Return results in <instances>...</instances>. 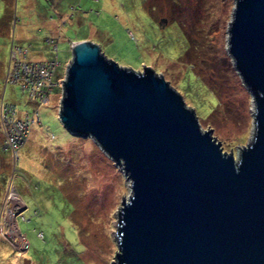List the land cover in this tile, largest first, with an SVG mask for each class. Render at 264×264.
Segmentation results:
<instances>
[{
    "label": "rangeland",
    "instance_id": "1",
    "mask_svg": "<svg viewBox=\"0 0 264 264\" xmlns=\"http://www.w3.org/2000/svg\"><path fill=\"white\" fill-rule=\"evenodd\" d=\"M233 5L234 0H0V98L18 109L14 118L28 119L13 162L0 117V206L4 197L3 205L13 203L10 177L21 199L11 210L0 207L6 213L0 264H110L114 258L117 210L130 179L91 135L70 132L58 117L61 80L76 39L96 41L120 64H147L161 72L194 107L200 126L210 127L222 148L238 156L252 136L254 102L227 50ZM11 42L22 46L11 54L26 49L25 58L57 61L47 102L30 97L11 78L12 63L6 71ZM8 212L25 235L24 249L6 226Z\"/></svg>",
    "mask_w": 264,
    "mask_h": 264
},
{
    "label": "water",
    "instance_id": "2",
    "mask_svg": "<svg viewBox=\"0 0 264 264\" xmlns=\"http://www.w3.org/2000/svg\"><path fill=\"white\" fill-rule=\"evenodd\" d=\"M227 50L254 102L237 157L161 72L72 41L58 117L130 179L110 264H264V0H234Z\"/></svg>",
    "mask_w": 264,
    "mask_h": 264
},
{
    "label": "built area",
    "instance_id": "3",
    "mask_svg": "<svg viewBox=\"0 0 264 264\" xmlns=\"http://www.w3.org/2000/svg\"><path fill=\"white\" fill-rule=\"evenodd\" d=\"M12 64H13L12 67L14 69L13 72L11 71L10 66L7 67L6 70L8 73L11 71L10 72L11 78L16 82H18L20 87L25 89L30 97L34 99H38L41 102L42 101L47 102L48 94L51 85L53 83L52 72L56 64V61L47 60V59H36L30 62H24V61L22 62L21 60L18 61L14 60ZM12 106L13 104L11 102L8 101L0 102V117L4 119L3 120L1 118V124L3 127L5 144H7V146H9V148L13 150L12 152L15 157L17 146L22 141V137H24L23 135L26 132L28 119L27 118L23 119L22 117L14 118L15 114L12 109ZM8 111H10V113ZM11 119H12L11 122L8 121ZM8 184H10V182ZM11 186H12L11 188L12 194H9V198H13V203H11L12 202L11 201L9 202L8 205H3L6 200V197H4L0 206V207L4 206V208H6V211L8 209L11 210L10 207L12 206L18 207L20 205L19 203V200H21L20 196L17 198L16 193L18 192L13 184H11ZM11 213L8 212L11 220L8 223V225L6 222V226L9 228V230H11V235L14 234V239L16 238L19 241L18 245L24 249L27 246L25 235L17 227L15 214L14 213L11 214ZM5 214L4 213L1 214L0 211V224L2 220L5 222L6 220Z\"/></svg>",
    "mask_w": 264,
    "mask_h": 264
},
{
    "label": "trees",
    "instance_id": "4",
    "mask_svg": "<svg viewBox=\"0 0 264 264\" xmlns=\"http://www.w3.org/2000/svg\"><path fill=\"white\" fill-rule=\"evenodd\" d=\"M82 38H87V37H82ZM17 46H19V47H22V46H20V45H16V44H14V43H10V47H11V49L9 50V55H8V61H7V67L8 66H10V64L9 63H13L14 62V60L15 61H18V60H21L22 62L24 61V62H30V61H32V59L31 58H25L24 57V55H25V53H26V49H25V52L24 53H22V54H19V53H15V52H13L12 54H11V52H12V49L13 48H16ZM55 47H56V44H55ZM47 60H53V59H47ZM56 61V60H55ZM57 62V61H56ZM4 82H6V81H4ZM16 83H18V82H16ZM186 85V84H185ZM184 85V86H185ZM3 101H7V100H4V99H1L0 98V102H3ZM11 102V101H10ZM12 109H13V111H14V113H16L17 112V110L18 109H15V107H14V104H13V106H12ZM38 115V114H37ZM26 134L27 133H25L23 136L24 137H22V141L25 139V137H26ZM3 145L4 146H6L8 149H9V146H7V144H5V137L3 136ZM19 144H21V143H19ZM18 144V145H19ZM18 148V147H17ZM18 157V154H17V150H16V156L13 158V162L16 160V158ZM11 183V184H13L14 186H15V184L11 181V177L7 180V183L6 184H8V183ZM16 187V186H15ZM17 219V218H16ZM18 225V224H17Z\"/></svg>",
    "mask_w": 264,
    "mask_h": 264
},
{
    "label": "clouds",
    "instance_id": "5",
    "mask_svg": "<svg viewBox=\"0 0 264 264\" xmlns=\"http://www.w3.org/2000/svg\"><path fill=\"white\" fill-rule=\"evenodd\" d=\"M16 223H17V219H16ZM17 227H18V225H17ZM19 228V227H18ZM20 230V229H19ZM21 231V230H20ZM22 232V231H21ZM23 233V232H22Z\"/></svg>",
    "mask_w": 264,
    "mask_h": 264
},
{
    "label": "bare ground",
    "instance_id": "6",
    "mask_svg": "<svg viewBox=\"0 0 264 264\" xmlns=\"http://www.w3.org/2000/svg\"><path fill=\"white\" fill-rule=\"evenodd\" d=\"M13 199V198H12Z\"/></svg>",
    "mask_w": 264,
    "mask_h": 264
}]
</instances>
